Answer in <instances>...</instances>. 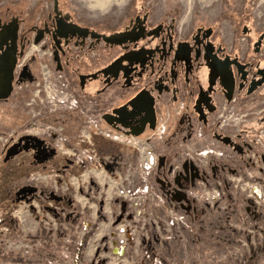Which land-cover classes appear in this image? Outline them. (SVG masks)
<instances>
[{
    "label": "flooded vegetation",
    "instance_id": "af4514ba",
    "mask_svg": "<svg viewBox=\"0 0 264 264\" xmlns=\"http://www.w3.org/2000/svg\"><path fill=\"white\" fill-rule=\"evenodd\" d=\"M118 1L123 4L105 11L109 1L100 6L84 0L91 13L81 0H42L39 6V0H0V174L10 170L0 192L13 203L32 196L41 204L60 201L63 195L25 184L21 176L54 159L63 161L60 171L68 169L69 179L82 176L72 158L56 154L51 143L59 138L91 143L100 162L111 152V163L87 172L127 180L118 147H131L146 164L140 166L145 188L195 217L183 181L208 188L214 178L226 183L227 175L245 176L253 168L251 190L264 204V28L243 24L238 35L248 42L242 51L241 43L230 47L213 26L195 23L178 31L171 21H154L148 0ZM118 14L125 15L120 26ZM235 17L253 15L242 10ZM24 114L44 127L42 135L22 130ZM183 147L195 149L183 156ZM213 147L226 148V156L215 157ZM89 178L88 190L96 191ZM70 196L61 202L73 206ZM243 202V210L261 222L262 244L249 255H263L264 214L253 200Z\"/></svg>",
    "mask_w": 264,
    "mask_h": 264
},
{
    "label": "rangeland",
    "instance_id": "374dc122",
    "mask_svg": "<svg viewBox=\"0 0 264 264\" xmlns=\"http://www.w3.org/2000/svg\"><path fill=\"white\" fill-rule=\"evenodd\" d=\"M68 1L70 5H77L80 0ZM109 2L105 11L119 1ZM147 3L154 21H171L178 31L191 29L195 23L213 26L217 35L230 47L233 42L241 43L242 51L248 42L247 37L238 35L243 24L249 25L254 31L264 28V2L260 4L258 0H148ZM41 4L42 0H39L38 6ZM242 10L249 11L253 17L237 19L235 15ZM103 16L109 18V15ZM119 16L117 19L120 26L125 15ZM25 117L21 123L22 130L27 128V132L35 136L44 133V127L39 123L34 122L37 125L33 126L30 115ZM27 122L31 124L27 126ZM57 140L51 143L54 144L56 154L72 158V165L78 169L77 172L83 170L82 174L87 173L95 182L98 179L94 173L99 171L88 173L87 170L112 161L109 159L111 152H106L101 157L103 162H100L96 157L97 148L91 143L82 144L77 139H69V143L65 144ZM190 149L195 148L183 147L182 155L188 154ZM212 150L215 157H221L220 154L226 156L227 150L224 147H213ZM131 151V147H118L119 154L128 164L125 171L130 173L131 178L124 186L129 187L135 195L129 199L113 197L111 200H103L105 194L100 191L101 186L97 190L102 195L94 193L95 190L89 191L86 181H82L83 176H79V187H76V183L69 179L72 173L68 169L65 173L60 171V164H63L61 159L44 161L42 166L36 164L34 169H26V174L21 175L23 183L44 188L56 195L64 196L68 193L74 207L61 202L63 196L60 201L48 199L43 204L33 196L13 203L9 195L0 192V264H90L91 261L97 264L99 262L94 256V246H102L98 234L103 232V241H107L106 236L111 237L114 232L117 233L116 227L120 225H126L132 236L129 243L133 259L131 264H264V253L253 254L255 257L249 255L255 250L259 251L262 244L259 246L261 222L254 212L243 210V198L259 204L251 190L256 181L253 168L245 170V176H242L243 172L227 175L226 183L224 178H214L213 185L208 188L203 185L200 188L190 187L183 181L181 189L186 199L191 198L193 200L189 202L196 204L195 217L191 210H178L171 200L163 201L151 186L145 188L141 178L144 172L140 166L146 164L139 161V153L137 159ZM232 155L228 159H232ZM204 157L201 161L203 166L206 165ZM9 172L7 168L0 174V183L4 175L9 176ZM99 198L104 203L99 204ZM83 200L88 203L83 204ZM108 201L109 204L103 208ZM133 202H137L135 206ZM143 207L145 211L137 213L136 209ZM257 210L264 214V204H259ZM119 214L122 218L116 217ZM104 243L108 246L107 242Z\"/></svg>",
    "mask_w": 264,
    "mask_h": 264
},
{
    "label": "built area",
    "instance_id": "2783aa9c",
    "mask_svg": "<svg viewBox=\"0 0 264 264\" xmlns=\"http://www.w3.org/2000/svg\"><path fill=\"white\" fill-rule=\"evenodd\" d=\"M96 175V179H98V182H95L96 184H98V187L101 186V190L100 191H104L105 197L103 200H111L114 198H119L122 197L123 199H129L134 195L133 192H131V190L128 188H125L124 184L127 182L129 183V180L127 179H122V178H115V177H111V176H106V174H104L103 172H97L94 173ZM84 178L82 179L85 180V184L87 185V183L89 182L90 178L88 176V174L86 173V175H82ZM70 181L73 183H76V187H79V179L72 177L70 178ZM100 185V186H99ZM87 187V186H86ZM99 190H96L94 193L98 194V195H102L101 192ZM93 193V194H94ZM100 199V198H99ZM100 199V202L104 203V201ZM115 200V199H114ZM118 201V199H116V202ZM83 204H87L88 202H86V200H83L82 202ZM137 203V202H136ZM85 204V205H86ZM109 204V201L107 203H105L103 205V208H106V206ZM93 205V203H92ZM89 206V207H92ZM133 205L135 206V202H133ZM102 209V206H101ZM138 209V208H137ZM136 209V211H138L137 213H139V211L143 212V208H139L138 210ZM122 215L119 214L116 217H121ZM120 220V219H119ZM84 223V222H83ZM112 223V222H111ZM86 228V226L84 227ZM117 228V233L114 232L113 236L107 237V241H103L104 237V233L100 231V233L98 234V241L99 243L101 242L102 246L99 245H95L94 246V251H95V257H97V261L99 263L97 264H131L132 260L131 259V255H130V249H129V243L132 241L131 238L132 236L128 233V229L126 225H120V227H116ZM104 242H107L108 246H105L106 244ZM102 247V249H101ZM100 248V251H99ZM94 262L91 261L90 264H93ZM155 264H160V262H157Z\"/></svg>",
    "mask_w": 264,
    "mask_h": 264
},
{
    "label": "bare ground",
    "instance_id": "6f19581e",
    "mask_svg": "<svg viewBox=\"0 0 264 264\" xmlns=\"http://www.w3.org/2000/svg\"><path fill=\"white\" fill-rule=\"evenodd\" d=\"M96 4L103 6L105 3H107L110 0H94Z\"/></svg>",
    "mask_w": 264,
    "mask_h": 264
}]
</instances>
